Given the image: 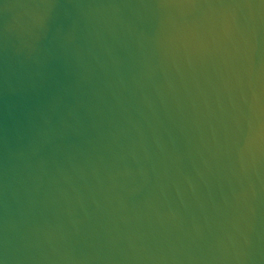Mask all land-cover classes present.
I'll return each instance as SVG.
<instances>
[{
  "label": "water",
  "instance_id": "1",
  "mask_svg": "<svg viewBox=\"0 0 264 264\" xmlns=\"http://www.w3.org/2000/svg\"><path fill=\"white\" fill-rule=\"evenodd\" d=\"M0 264H264V0H0Z\"/></svg>",
  "mask_w": 264,
  "mask_h": 264
}]
</instances>
